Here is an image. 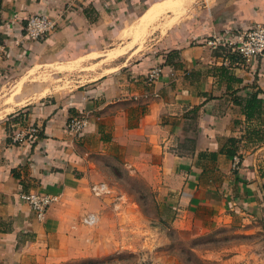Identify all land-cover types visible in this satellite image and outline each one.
Listing matches in <instances>:
<instances>
[{
    "label": "crops",
    "instance_id": "1",
    "mask_svg": "<svg viewBox=\"0 0 264 264\" xmlns=\"http://www.w3.org/2000/svg\"><path fill=\"white\" fill-rule=\"evenodd\" d=\"M180 1L0 0V82L20 81L0 120V264L84 255L74 245L80 216L104 206L89 190L102 155L144 174L181 225L241 218L263 228L264 112L247 117L242 103L253 92L264 99V67L206 40L222 43L263 21L264 0ZM151 5L153 20L142 22ZM176 11L181 24H165V35L150 30ZM34 13L58 22L45 39L22 36ZM133 25L147 31L128 33ZM132 36L150 39L140 47ZM63 78L71 84L56 89ZM80 112L90 122L71 135L65 123ZM27 124L38 132L11 143L12 130ZM27 190L57 195L44 220L18 198Z\"/></svg>",
    "mask_w": 264,
    "mask_h": 264
},
{
    "label": "rangeland",
    "instance_id": "2",
    "mask_svg": "<svg viewBox=\"0 0 264 264\" xmlns=\"http://www.w3.org/2000/svg\"><path fill=\"white\" fill-rule=\"evenodd\" d=\"M179 13L169 20L163 16L150 30L165 35V24H181L176 18ZM134 27L131 26L132 30ZM136 29L134 34L139 31ZM133 37L140 47L150 39ZM58 80L62 84H56V89L71 84L66 78ZM19 87L20 81L0 82V120L7 106L13 104V93ZM96 163L97 178L92 184H106L107 192L100 197L104 206L99 207V212L94 210L97 215L94 224H82L74 246L84 255L68 264H257L260 258L264 262V226L241 218L181 225L159 191L140 171L107 155L98 156ZM88 236L93 238L91 245H86ZM97 251L106 254L100 257Z\"/></svg>",
    "mask_w": 264,
    "mask_h": 264
},
{
    "label": "built area",
    "instance_id": "3",
    "mask_svg": "<svg viewBox=\"0 0 264 264\" xmlns=\"http://www.w3.org/2000/svg\"><path fill=\"white\" fill-rule=\"evenodd\" d=\"M58 22L47 13H34L26 18L22 36L28 40L45 39ZM218 36H212L206 40L207 44L215 48L219 44L226 46L231 52L236 54L245 62H254L264 67V20L256 22L250 27L228 38L222 43H218ZM161 72L159 65L153 66L148 72L150 80L155 79ZM90 120L84 113L73 114L68 117L65 123V130L71 135L79 136L87 128ZM39 128L34 124L20 125L11 132V143L19 144L24 140L33 137ZM240 161L239 153L232 156V167L237 168ZM90 189L94 195L101 196L107 192L104 182L93 183ZM18 198L26 202L33 216L37 220L46 218L50 205L57 199V195L47 191L27 190L18 192ZM97 215L94 212L85 213L81 221L86 225L96 222Z\"/></svg>",
    "mask_w": 264,
    "mask_h": 264
},
{
    "label": "trees",
    "instance_id": "4",
    "mask_svg": "<svg viewBox=\"0 0 264 264\" xmlns=\"http://www.w3.org/2000/svg\"><path fill=\"white\" fill-rule=\"evenodd\" d=\"M261 101L264 102V99L257 98V93L253 92L250 96L242 103L244 113L247 117L259 116L261 111L264 112V105L261 104ZM229 154L233 153L232 148L227 149Z\"/></svg>",
    "mask_w": 264,
    "mask_h": 264
},
{
    "label": "bare ground",
    "instance_id": "5",
    "mask_svg": "<svg viewBox=\"0 0 264 264\" xmlns=\"http://www.w3.org/2000/svg\"><path fill=\"white\" fill-rule=\"evenodd\" d=\"M164 1H165V0H164ZM166 1H168V0H166ZM172 1H173V0H172ZM174 1H175V0H174ZM177 1H180V0H177ZM156 3H157V2H156ZM162 3H163V2H162ZM167 3H168V2H167ZM167 3H166V5H167ZM180 3H181V1H180ZM153 4H155V3H153ZM160 5H161V2H160ZM166 5H164V8H165ZM177 5H178V4H177ZM177 5H174V6H176V8H178ZM153 6H154V5H153ZM153 6L151 5V6H150V7H149V8L143 13V15L140 17V18H141L140 20H141L142 22L145 21L146 19L148 20V22H150V21H149V18L151 17L150 14L152 13L151 11H152V9H153ZM161 6H163V4H162ZM155 7H157V6H154V8H155ZM166 7H167V6H166ZM164 8H162V9H164ZM157 9H159V8H157ZM162 9H161L160 11H162ZM160 11H159V12H160ZM174 11H175V10H174ZM176 12H177V11H176ZM179 12H180V11H178V13H179ZM154 15H155V13H154ZM140 20H138V21H140ZM150 20L152 21L153 18H152V19L150 18ZM141 21H140V23H141ZM136 22H137V20H136ZM140 23H139V24H140ZM143 24H144V23H142V26H143ZM147 24H148V23H147ZM137 25H138V24H137ZM140 26H141V25H140ZM140 26H139V27H140ZM144 26L146 27V23H145ZM132 27H133V26H132ZM136 27H137V26H136ZM136 27H134L133 30H135ZM129 28H130V27H129ZM142 28H143V27H142ZM146 28H147V27H146ZM146 28H143V29H146ZM137 29L139 30V31H138L139 33H140V31H141V33L144 32L142 29L140 30V28H137ZM137 29H136V31H137ZM130 30H131V32H132L131 34H134L132 28H131ZM130 30H129V31H130ZM125 32H126V31H125ZM126 33H127V32H126ZM128 33H130V32H128ZM141 33H140V34H141ZM123 34H124V33H123ZM138 35H139V34H138ZM138 35H137V36H138ZM125 36H126V35H125ZM125 36H124V37H125ZM127 36H128V35H127ZM142 36H143V35H142ZM120 37H121V36H120ZM132 37H133V36H132ZM133 38L136 39L135 36H134ZM138 38H139V37H138ZM130 44H131V43H130ZM124 47H125V46H124ZM124 47L119 48V50H120V49H124ZM116 48H117V47H116ZM112 49H113V48H112ZM108 50H109V49H108ZM116 50H117V49H115V51H116ZM124 51H125V50H124ZM124 51H123V52H124ZM111 52H112V51H111ZM116 52H117V51H116ZM120 52H121V51H120ZM120 52H119V53H120ZM98 53H101V52H98ZM102 53H103V52H102ZM107 53H108V51H107ZM113 53H114V52H113ZM113 53H112V55H113ZM109 54H110V53H109ZM91 55H92V54H91ZM103 55H104V54H103ZM110 55H111V54H110ZM92 56H93V55H92ZM106 57H107V56H106ZM108 57H109V56H108Z\"/></svg>",
    "mask_w": 264,
    "mask_h": 264
}]
</instances>
